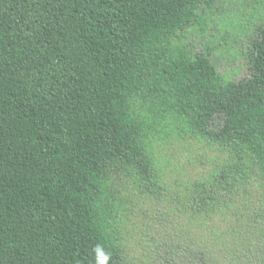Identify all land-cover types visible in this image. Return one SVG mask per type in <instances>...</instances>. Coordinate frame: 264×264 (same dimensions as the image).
<instances>
[{"label":"trees","instance_id":"trees-1","mask_svg":"<svg viewBox=\"0 0 264 264\" xmlns=\"http://www.w3.org/2000/svg\"><path fill=\"white\" fill-rule=\"evenodd\" d=\"M216 2L0 0V264H264V22L231 79Z\"/></svg>","mask_w":264,"mask_h":264},{"label":"rangeland","instance_id":"rangeland-1","mask_svg":"<svg viewBox=\"0 0 264 264\" xmlns=\"http://www.w3.org/2000/svg\"><path fill=\"white\" fill-rule=\"evenodd\" d=\"M264 22V0H217L211 16L202 27L196 25L184 40L195 51L208 50L218 70L231 79L247 74L245 51L254 27ZM222 117L212 120L219 127ZM139 264H167L160 260L142 259ZM240 264H262L246 259Z\"/></svg>","mask_w":264,"mask_h":264},{"label":"clouds","instance_id":"clouds-1","mask_svg":"<svg viewBox=\"0 0 264 264\" xmlns=\"http://www.w3.org/2000/svg\"><path fill=\"white\" fill-rule=\"evenodd\" d=\"M92 251L95 254V264H109V261L111 260V253L102 245L94 246Z\"/></svg>","mask_w":264,"mask_h":264}]
</instances>
